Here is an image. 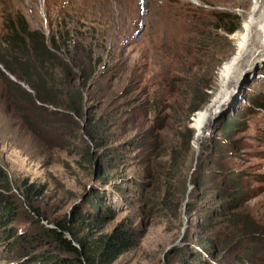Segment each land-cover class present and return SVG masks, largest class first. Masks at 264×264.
I'll return each mask as SVG.
<instances>
[{
    "label": "rangeland",
    "instance_id": "rangeland-1",
    "mask_svg": "<svg viewBox=\"0 0 264 264\" xmlns=\"http://www.w3.org/2000/svg\"><path fill=\"white\" fill-rule=\"evenodd\" d=\"M250 7L251 0H0V36L11 20L58 48L75 43L91 54L93 71L80 116L0 96V197L16 212L0 223V264L57 256L76 263L75 254L52 250L59 244L47 231L66 220L77 238L98 235L76 215L95 217L104 235L120 223L132 227L135 246L113 264H264V50L249 60L231 109L214 119L215 110L202 138L193 128ZM205 91L207 104L191 114ZM227 118L235 124L229 134ZM103 127L108 143L97 148L90 137ZM188 130L182 166L169 167ZM172 182L178 211L162 201ZM29 186L41 196L27 197ZM224 189L231 192L222 197ZM4 230L22 243L5 244Z\"/></svg>",
    "mask_w": 264,
    "mask_h": 264
},
{
    "label": "trees",
    "instance_id": "trees-1",
    "mask_svg": "<svg viewBox=\"0 0 264 264\" xmlns=\"http://www.w3.org/2000/svg\"><path fill=\"white\" fill-rule=\"evenodd\" d=\"M235 30V28H231L226 32L231 34ZM62 46L64 49L58 48L55 43L50 45L44 33L37 29L32 30L27 28L26 25L18 29L17 25L11 20L6 23L4 34L0 36V96L4 102L14 104L19 96H23L30 105L37 106L40 109H50L52 107L80 116L84 100V84L93 75V71L88 68L92 62V56L88 53L84 54V48L82 49V46L75 43H69L67 46L63 44ZM9 77L14 78L16 82L11 81ZM212 87L209 84L204 89L210 91ZM206 91L202 93L197 103L190 108L189 112L191 114L200 111L207 104L208 94ZM21 120L35 134L34 128L25 115L22 116ZM234 125L232 119L227 118L226 122L222 124V130L224 133L229 134ZM92 132L90 139L95 142V146L104 148L108 143L106 135H102L105 132V127L100 131L92 130ZM191 141L192 134L188 130L185 144L178 148L180 149L178 152L174 151L171 154L169 167L174 164H177L178 168L182 166V161L189 151V148L185 150L184 147L189 145ZM84 157L87 161L91 160L89 150L84 151ZM224 177L225 184L233 181L232 178ZM29 187L30 189L26 191L27 197L32 199L41 196L42 192L40 190L33 186ZM173 190H175L174 182H172L169 192L162 201L164 202L167 198L170 199L175 204L176 211H178L180 201L176 199V194L169 195ZM227 192L231 191L224 189L221 196L225 197ZM15 215L13 202L0 197V223H11L15 220ZM76 218L80 219L83 230L86 229L88 232L95 229L94 233L98 235L87 236L85 234L77 238L69 228L66 220L56 222V227L47 228L48 233H51L59 244V246L52 247V250H63L75 254L76 263L57 256L45 260L46 264H113L135 246L133 229L125 223H120L110 234L104 235L100 234V227L97 226L95 217L76 215ZM4 231H6L3 232L6 235L5 244L9 243V238H15L12 243L17 245L22 243V238H16L15 232ZM44 256V258H49L47 257L49 254ZM198 260V256H195L191 261L196 262Z\"/></svg>",
    "mask_w": 264,
    "mask_h": 264
},
{
    "label": "bare ground",
    "instance_id": "bare-ground-1",
    "mask_svg": "<svg viewBox=\"0 0 264 264\" xmlns=\"http://www.w3.org/2000/svg\"><path fill=\"white\" fill-rule=\"evenodd\" d=\"M232 39L235 43V51L219 72L217 90L208 106L194 120L193 128L200 138L207 128L212 113L224 108L221 105L222 101L231 89L230 87L238 83L242 63L249 61L264 50V1L251 0L248 19L244 20L240 29L232 35Z\"/></svg>",
    "mask_w": 264,
    "mask_h": 264
},
{
    "label": "water",
    "instance_id": "water-1",
    "mask_svg": "<svg viewBox=\"0 0 264 264\" xmlns=\"http://www.w3.org/2000/svg\"><path fill=\"white\" fill-rule=\"evenodd\" d=\"M252 60V59H251ZM254 61V60H253ZM251 62L252 61H245L244 63H242L241 65V69H240V73H239V77H238V83H236V85H234L233 88L232 86L230 87L231 89L228 90L224 100L222 101V106L224 107L222 110H218L217 115L221 112V111H226L228 112L232 105L235 103L237 96L239 94V89L241 87V85L248 79L249 73H251L252 71V67H251ZM252 74H250L251 76ZM11 81L16 82V80L12 77H9ZM20 84V83H19ZM217 115L214 116V119L217 118Z\"/></svg>",
    "mask_w": 264,
    "mask_h": 264
}]
</instances>
